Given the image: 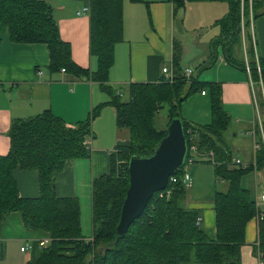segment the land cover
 Listing matches in <instances>:
<instances>
[{
	"label": "trees",
	"instance_id": "trees-1",
	"mask_svg": "<svg viewBox=\"0 0 264 264\" xmlns=\"http://www.w3.org/2000/svg\"><path fill=\"white\" fill-rule=\"evenodd\" d=\"M142 2L143 0H130ZM173 13L184 9L190 1H223L228 4L224 17L213 22L219 35L210 42L207 65L216 60L221 47L224 59L232 66L246 71L254 81L264 86V57L256 52L251 31L244 37L240 31V0H170ZM263 1H252L253 19L264 13ZM123 0H88L89 51L96 59L91 71L76 64L68 42L59 35L52 7L45 0H0V33L8 34L15 43H44L49 49L51 72L61 70L96 81L108 95L107 102L94 106L88 116L74 124L66 122L50 109L39 114L12 118L9 128V150L0 155V232L9 213L17 211L28 230L44 231L49 242L40 246L37 259L26 264H241V246L245 243L246 223L261 211L242 178L254 170L232 162L225 141L231 116L223 108L222 84L200 81L193 72L187 77L181 71L180 44L172 45L173 80L160 77L155 81L130 82L127 98L108 82L114 63L115 44L123 40ZM249 6L243 11L248 21ZM247 42L246 59L234 56V47ZM208 66V67H209ZM259 67V71L257 70ZM194 91H204L211 97V122L193 125L180 116L183 100ZM104 104L115 109L116 125L128 131L127 142H117L110 155V170L91 181L92 223L91 239L81 236L80 201L74 196H58L55 173L62 170L67 159L88 157L83 140L92 136L91 123ZM168 107V124L173 118L181 120L187 148L196 144L192 163L201 161L213 165L214 174L225 182L223 191L213 195L215 229L210 232L199 222L197 210L185 205L186 186L180 176L156 191L142 214L122 236H117L121 206L129 185L128 160L133 155L146 156L153 152L165 136L166 128H157L155 115ZM167 124V126H168ZM212 152L213 156L209 154ZM188 153L186 154V157ZM264 168V150L255 152V169ZM17 169H34L38 173L39 194L19 195L15 176ZM264 257V216L258 220V243L254 253Z\"/></svg>",
	"mask_w": 264,
	"mask_h": 264
},
{
	"label": "crops",
	"instance_id": "crops-1",
	"mask_svg": "<svg viewBox=\"0 0 264 264\" xmlns=\"http://www.w3.org/2000/svg\"><path fill=\"white\" fill-rule=\"evenodd\" d=\"M45 1L52 7L60 37L70 45L73 61L81 67L94 71L97 65L95 57L89 51V15L77 13L88 6V0ZM255 1H263L262 10H264V0ZM209 3L218 2L209 1ZM122 5L123 40L115 44L114 63L109 70L108 82L115 87V85L126 86L130 82L158 80L163 76L162 67L165 66L163 64L166 54L165 42L170 37L172 50L178 33L175 18L182 9L174 14L170 0L142 2L123 0ZM206 15L209 17L207 27H215L213 22L220 18L216 8H211ZM177 19L181 18L177 17ZM252 35L257 54L264 57V13L253 19ZM206 54L208 55V52ZM207 55L202 60L206 61ZM170 59L172 62V57ZM48 65L49 49L46 44L15 43L9 39L7 33H0V155L6 154L9 150L8 128L12 118L29 117L50 109L66 122L74 124L85 119L95 105L108 100V95L98 82L76 77L66 71L51 72ZM244 74L234 75L233 78L222 82V101L224 106H235V111L231 113L238 118V123L247 124L245 125L247 132L254 127L255 120L252 117L253 105L248 74L247 72ZM110 109L115 112L111 105H104L100 114L91 123L93 135L88 145L89 166L85 165L81 157L67 159L62 170L55 173L56 195L76 196L80 202L86 198L88 203L93 177L109 172L110 154L105 151L107 147H102L103 141L99 137L96 124L97 120L103 114L109 113ZM93 129L96 131V136ZM124 130L117 129L118 140L124 136ZM251 140L253 143L252 137ZM106 145L111 148L109 144ZM198 169L195 163L188 165L191 184L186 187L185 205L198 211L199 222L203 228L214 232L215 191L211 188H207L206 191L202 189L205 186L200 184ZM255 174L252 172L247 175L246 178H249L248 181L246 180L247 184H242L250 190L253 198L252 192L255 194L264 189V171L259 170ZM15 176L20 196L35 197L39 194L36 170L17 169ZM221 182L225 186V182L223 180ZM262 209L264 210V206ZM80 212L82 215L81 204ZM44 238H49L47 232L26 229L20 213L13 211L8 214L2 225L0 245L7 250L10 243L19 244L27 241V244L32 240V248L30 246L20 251L25 253L32 249L28 259L34 262L40 249L37 245L38 241ZM257 243L258 220L253 217L246 223L245 243L241 246L240 252L241 264H264L261 253H254V246H257ZM24 261L26 259H23L21 264H24Z\"/></svg>",
	"mask_w": 264,
	"mask_h": 264
},
{
	"label": "rangeland",
	"instance_id": "rangeland-1",
	"mask_svg": "<svg viewBox=\"0 0 264 264\" xmlns=\"http://www.w3.org/2000/svg\"><path fill=\"white\" fill-rule=\"evenodd\" d=\"M217 2L218 3L214 4L209 3V1L187 2L185 4V8L178 12L175 18L176 30L178 31L176 35V41H178L180 44L179 64L181 67V71H185L186 68H190L193 72V76H197L200 81H217L222 84L223 81H227L233 78L234 75H241L242 73L244 74V71L240 68L228 65V63L224 59L221 47H217L215 51L217 58L212 65L209 66L204 60H202L203 57H206V53L209 52V46L212 39L214 40L219 35L218 25H215V27L212 28L207 27L209 25L207 22L209 17L206 15V13L211 8H216L220 17H224L228 11V4L226 2ZM249 13L250 10H248V14ZM251 14L253 17L252 6ZM177 17L181 19L178 20ZM165 47L166 54L163 64L169 68H172L173 70L172 62L170 59L172 57L170 37H168V40L165 42ZM246 47L247 42L244 41L243 43L242 39V43L234 47V56L237 59H241L242 57L246 58ZM221 60H224V62ZM114 88L119 90L120 94H122L123 99L127 98L126 86L115 85ZM262 88L263 93L258 89L257 85L254 86L255 95L258 101V112L263 119V111L260 107V100L262 99V95H264V86ZM223 108L228 112L230 111L229 114L231 116V124L224 135L227 147L229 148L230 153L234 158L239 159L242 163H250L253 153V143L251 137L245 130V125L247 124L244 125L243 122H237L238 118L232 114L233 111H235V106L223 105ZM100 111L97 116L100 114ZM178 112L181 117H183L186 121L190 122L193 125H203L211 122L212 117L210 94L207 93V95L205 96L202 95L199 91L192 92L187 96L185 100L181 102ZM167 113V105H163L158 110L154 119V123L157 128H167ZM252 117L254 120H257V114L254 108L252 111ZM96 125L97 130L99 131V137L103 141L104 146L102 147H107L105 151L108 153V155H111V153L115 149L117 142L119 141L117 139V129L121 130L117 128L115 112L110 109L109 113H105V115L103 114L101 118L97 120ZM93 131L96 136V131L94 129ZM124 132V136L120 139V142L122 143L125 141L127 142L128 140V131L124 130ZM90 137L91 135L88 136V141L90 140ZM106 144H109L111 148ZM81 160H83L85 165L89 166L90 161L87 157H81ZM194 163L199 168L197 171L199 172L201 178L200 184L202 186H205L204 188H202L204 191H206L207 188H211L214 191H223L225 189L226 185L224 186L221 180L215 176L213 165L201 161H195ZM252 172H254V170H252L250 173ZM250 173H248L247 175H250ZM247 175H245L244 179H242V184H247V181L249 180V178H246L248 177ZM259 193L260 191L256 192L255 194L252 192L254 197ZM80 204L82 205L81 236L87 239H91L93 233L92 196L89 197L88 203H86L85 198V200H83V202L81 201ZM208 231L211 232V230ZM26 242L27 241L19 244L10 243L7 250H5V248H2L0 245V264H21V261L23 259H26V261H24V264H26L27 262H31V259H28V254H30L32 249L27 250L25 253H22L20 251V247L26 246ZM29 243L31 244L32 248L33 241L29 240ZM37 245L40 247L39 243Z\"/></svg>",
	"mask_w": 264,
	"mask_h": 264
},
{
	"label": "water",
	"instance_id": "water-1",
	"mask_svg": "<svg viewBox=\"0 0 264 264\" xmlns=\"http://www.w3.org/2000/svg\"><path fill=\"white\" fill-rule=\"evenodd\" d=\"M186 153L187 144L181 120L173 118L166 128L165 136L152 153L129 158V185L116 225L118 237L142 214L153 193L166 188L170 175L182 167Z\"/></svg>",
	"mask_w": 264,
	"mask_h": 264
},
{
	"label": "built area",
	"instance_id": "built-area-1",
	"mask_svg": "<svg viewBox=\"0 0 264 264\" xmlns=\"http://www.w3.org/2000/svg\"><path fill=\"white\" fill-rule=\"evenodd\" d=\"M244 1L245 0H240V8H241V14H240V31H241V35L242 37L245 36V34L247 33L248 29L249 31H251L252 33V22H253V17L251 14V6H252V1L253 0H246L249 6V10L250 13L248 14V21H249V27L246 26V16H244L243 13V6H244ZM89 11V7L85 6L83 7L80 11H78L77 13H88ZM244 43V41H243ZM246 59V58H245ZM257 70L259 71V67L257 66ZM61 71H64V69L62 68ZM247 74H248V82H249V88H250V92L252 95V105L253 108L256 110V114H257V120H255V125L254 127H252L250 130L247 131V134L249 136H251L253 138V155H252V161L251 163L253 164L254 167V172H258L259 170L255 169V152L260 149L261 147L264 150V95H262V99L260 100V107L263 111V119L260 116L259 112H258V101L255 95V89L254 86L257 85L258 89L260 91H262L263 93V85L261 82V79L258 81H254L253 79H251L250 75H249V68H246ZM162 72H163V77L166 80L172 81L173 80V70L172 68H169L167 66H163L162 67ZM185 75L187 77H189L192 73V70L190 68H186L184 71ZM201 94H204V91H201ZM88 138V137H87ZM83 140V144L84 146L88 149V145H89V141L88 139ZM197 146L196 144H191L188 148H187V153L188 156L185 157V161L182 165V167H180L179 169H182L181 172V176L180 179L182 181V183L187 187L191 184V176L190 173L188 171V165H190L192 163V159H193V155L197 152ZM186 153V154H187ZM211 155V157L213 156L212 152L209 153ZM232 162H235L236 164H240L243 167H246L249 163H242L239 159H232ZM178 170V169H177ZM264 171V168L262 169ZM175 182L177 181V177L170 175L168 182L169 181ZM255 200V205L257 206V208H259L261 211H258V213L255 215V217L257 218V220L262 219V217L264 216V210L262 209V206H264V189L262 191H260L259 194H256V196L254 197ZM199 220V219H198ZM50 238H44L38 241L40 246L46 245L48 244ZM31 245L29 243L26 244V246H21L20 250L24 251L27 248H29ZM261 260V259H260Z\"/></svg>",
	"mask_w": 264,
	"mask_h": 264
}]
</instances>
